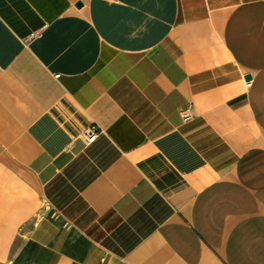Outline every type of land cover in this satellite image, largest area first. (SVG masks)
Instances as JSON below:
<instances>
[{
	"label": "crops",
	"instance_id": "0c3cea01",
	"mask_svg": "<svg viewBox=\"0 0 264 264\" xmlns=\"http://www.w3.org/2000/svg\"><path fill=\"white\" fill-rule=\"evenodd\" d=\"M0 264H264V0H0Z\"/></svg>",
	"mask_w": 264,
	"mask_h": 264
},
{
	"label": "built area",
	"instance_id": "2783aa9c",
	"mask_svg": "<svg viewBox=\"0 0 264 264\" xmlns=\"http://www.w3.org/2000/svg\"><path fill=\"white\" fill-rule=\"evenodd\" d=\"M36 33H32L31 34V37L35 36ZM55 76H58V74H56ZM101 132V129L96 125V124H91L87 129L86 131L84 132V139H85V142L87 144L89 143H92L97 135Z\"/></svg>",
	"mask_w": 264,
	"mask_h": 264
},
{
	"label": "trees",
	"instance_id": "16d2710c",
	"mask_svg": "<svg viewBox=\"0 0 264 264\" xmlns=\"http://www.w3.org/2000/svg\"><path fill=\"white\" fill-rule=\"evenodd\" d=\"M82 187H83V185L77 183L78 189H81ZM74 194H75V189L73 190L71 188H68L61 194V200H63V202H65L68 199H70ZM57 204H59V203H57Z\"/></svg>",
	"mask_w": 264,
	"mask_h": 264
},
{
	"label": "water",
	"instance_id": "95a60500",
	"mask_svg": "<svg viewBox=\"0 0 264 264\" xmlns=\"http://www.w3.org/2000/svg\"><path fill=\"white\" fill-rule=\"evenodd\" d=\"M250 78H251V76H250L249 74H247V75L245 76V79H246V80H250Z\"/></svg>",
	"mask_w": 264,
	"mask_h": 264
}]
</instances>
